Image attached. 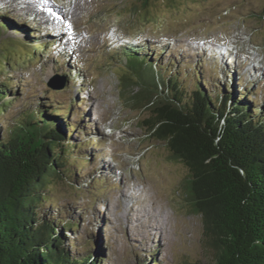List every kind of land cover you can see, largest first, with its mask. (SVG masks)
<instances>
[{
    "label": "rangeland",
    "instance_id": "374dc122",
    "mask_svg": "<svg viewBox=\"0 0 264 264\" xmlns=\"http://www.w3.org/2000/svg\"><path fill=\"white\" fill-rule=\"evenodd\" d=\"M40 1L0 0V85L9 84L4 99H13L0 131L35 104L69 107L65 119L77 123L66 140L74 166L51 178L38 210L70 222V254L97 250L100 264H208L201 216L184 189L187 168L146 134L150 111L124 99L138 84L123 98L119 78L132 45L154 58L156 81L177 72L184 87L197 80L214 95L226 83L264 113V0ZM36 40L49 44L44 54L30 49Z\"/></svg>",
    "mask_w": 264,
    "mask_h": 264
},
{
    "label": "trees",
    "instance_id": "16d2710c",
    "mask_svg": "<svg viewBox=\"0 0 264 264\" xmlns=\"http://www.w3.org/2000/svg\"><path fill=\"white\" fill-rule=\"evenodd\" d=\"M32 43L37 54L49 47ZM33 59L29 52L27 60ZM125 59V73L131 74L120 75V95L124 98V90L138 84L125 101L150 111L141 121L146 134L163 142L187 168L184 189L201 216L208 264H264V113L251 106L249 95L229 94L226 83L214 95L197 80L193 88L184 87L177 72L156 81L154 58L132 45ZM5 61L0 60L1 69ZM141 65L150 66L151 77ZM8 85H0V115L13 101L4 99ZM47 107H25L0 131V264H100L97 250L70 254L64 245L70 222H54L38 210L48 182L61 171L68 173V164L74 166L68 157L75 155L74 144L66 142L77 128L65 119L69 107ZM59 222H64L61 227Z\"/></svg>",
    "mask_w": 264,
    "mask_h": 264
},
{
    "label": "bare ground",
    "instance_id": "6f19581e",
    "mask_svg": "<svg viewBox=\"0 0 264 264\" xmlns=\"http://www.w3.org/2000/svg\"><path fill=\"white\" fill-rule=\"evenodd\" d=\"M39 2L40 3H42V1H40L39 0ZM30 5L32 4L30 1L28 2ZM32 6V5H31ZM73 7V6H72ZM31 9H33V8H31ZM38 9V8H37ZM36 9V10H37ZM73 9V8H72ZM55 10V9H54ZM34 11V10H33ZM42 11H44V14L42 13ZM65 12V14H68V13H70V15H71V18H72V16H73V13L72 12H68V10H66V11H64ZM41 13L44 15V17H48V15H52V13L49 11V9H46V8H42L41 9ZM76 13V12H75ZM53 16V15H52ZM54 17L56 18V19H58V14L57 13H55V15H54ZM50 22H56L58 25H60L61 23H59V22H57V21H53V20H50Z\"/></svg>",
    "mask_w": 264,
    "mask_h": 264
},
{
    "label": "water",
    "instance_id": "95a60500",
    "mask_svg": "<svg viewBox=\"0 0 264 264\" xmlns=\"http://www.w3.org/2000/svg\"><path fill=\"white\" fill-rule=\"evenodd\" d=\"M57 80H52V82H50L48 85H50V86H53V87H55V88H57V89H60V88H62L63 86H64V84H65V82L64 81H60V82H56Z\"/></svg>",
    "mask_w": 264,
    "mask_h": 264
}]
</instances>
